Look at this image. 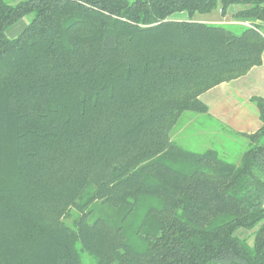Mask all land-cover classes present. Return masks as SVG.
<instances>
[{"label": "trees", "instance_id": "16d2710c", "mask_svg": "<svg viewBox=\"0 0 264 264\" xmlns=\"http://www.w3.org/2000/svg\"><path fill=\"white\" fill-rule=\"evenodd\" d=\"M263 50L264 0H0V264H264V99L238 164L171 139Z\"/></svg>", "mask_w": 264, "mask_h": 264}, {"label": "crops", "instance_id": "0c3cea01", "mask_svg": "<svg viewBox=\"0 0 264 264\" xmlns=\"http://www.w3.org/2000/svg\"><path fill=\"white\" fill-rule=\"evenodd\" d=\"M233 11L235 12L234 7ZM231 14L229 12L221 15L220 10H217L201 16L200 21L209 24H233ZM169 19L187 21L189 17L182 12L177 16L171 15ZM252 98L264 99V50L259 66L251 68L242 77L221 83L204 92L199 96V101L207 109L206 114H203L206 121L242 138L243 135L252 134L261 127L260 112L251 101ZM176 132L177 130H173L171 139L179 145L174 138L180 139L181 136L179 132L176 135Z\"/></svg>", "mask_w": 264, "mask_h": 264}, {"label": "rangeland", "instance_id": "374dc122", "mask_svg": "<svg viewBox=\"0 0 264 264\" xmlns=\"http://www.w3.org/2000/svg\"><path fill=\"white\" fill-rule=\"evenodd\" d=\"M132 1L128 0V2ZM180 13H174V15L177 16ZM30 19L31 16L28 15L20 19L5 31L6 36L10 39L17 36L26 27ZM173 130H177L176 135L179 132L181 138L174 139L183 150L189 153L201 154L207 149H214L231 164H238L248 146L251 145V141L248 139L244 137L242 139L206 121L203 114L184 113ZM260 225L261 223L248 228H237L234 235L240 239H246L248 244L252 246L254 232L260 228Z\"/></svg>", "mask_w": 264, "mask_h": 264}, {"label": "water", "instance_id": "95a60500", "mask_svg": "<svg viewBox=\"0 0 264 264\" xmlns=\"http://www.w3.org/2000/svg\"><path fill=\"white\" fill-rule=\"evenodd\" d=\"M228 11H229L230 13H233V12H234V11H233V7H229Z\"/></svg>", "mask_w": 264, "mask_h": 264}]
</instances>
